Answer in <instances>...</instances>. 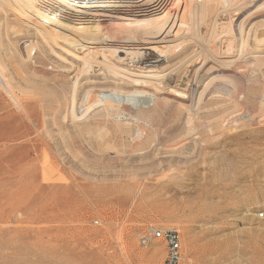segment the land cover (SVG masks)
Masks as SVG:
<instances>
[{
  "label": "rangeland",
  "instance_id": "374dc122",
  "mask_svg": "<svg viewBox=\"0 0 264 264\" xmlns=\"http://www.w3.org/2000/svg\"><path fill=\"white\" fill-rule=\"evenodd\" d=\"M244 1L197 22L181 3L172 19L187 29L173 39L161 37L167 27L120 28L130 42L165 44L160 68L173 75L151 107L78 106L77 119L73 88L78 102L133 90L105 65L80 75L30 20L0 13L23 105L0 86V264H162L163 245L157 257L141 244L150 226L180 233L184 264H264V0ZM24 41L41 45L29 60ZM228 59L238 61L218 63Z\"/></svg>",
  "mask_w": 264,
  "mask_h": 264
},
{
  "label": "bare ground",
  "instance_id": "6f19581e",
  "mask_svg": "<svg viewBox=\"0 0 264 264\" xmlns=\"http://www.w3.org/2000/svg\"><path fill=\"white\" fill-rule=\"evenodd\" d=\"M181 3L182 6L185 5L184 8L188 16L195 22L212 11H215L220 16L223 13L225 15V12L228 13L235 10L243 4L245 5V3L247 4L244 0H0V13H4V11L9 13L16 10L22 17V22L30 20L37 37L41 39L46 47L57 48L62 56L70 57L79 64L77 72L80 75L91 71L96 64L105 65L112 70L117 79L128 82L126 87L133 90L126 96L124 92L123 94L117 90L108 94L103 93L105 91H101L102 93L97 95L95 99V95L93 99L91 97L95 91L90 90L82 101L78 102L77 90L73 88L74 93L71 96L69 105L73 109L74 119H77L80 116H77L76 113L78 106H80V109L86 108L90 110L92 107L110 105L114 101L139 108L151 107L154 104L155 96L150 92L159 90V87L163 84L162 82L167 78H171L174 72V69L164 68L165 70H162L160 68L162 64L169 61L164 50L166 46L160 43L151 45L150 43L130 42L123 39L119 33L121 29L137 26L151 29L167 27L163 32H160L162 34L161 37L173 39L175 35L172 28L187 29V24L179 19H172ZM251 3L249 2V4ZM235 20L237 19L235 18ZM113 22L120 23L123 26L118 27L119 31L107 32L104 27ZM232 22L227 21L226 23H221V25L225 26L229 32H232L234 26ZM194 25L197 26V23H194ZM22 44V52L26 56L24 58L28 60L31 59L32 55L35 56L37 54L41 46L33 41H24ZM227 45L228 47L226 46L227 49L225 50L229 52L230 47L233 45L229 43ZM157 46L164 49H156ZM1 52L0 49V86L15 105L21 109L23 105L16 96L17 94H15L12 84L13 79L11 80V76L8 77L9 75H7L10 73L7 72V67L10 64L8 63L9 65L6 67L4 62L6 58H2ZM228 52L225 51V54ZM4 53L2 52V54ZM238 60L228 59L218 63L220 65L223 64V66H230ZM260 60L259 63L264 64V58ZM92 71L94 72V70ZM178 96L186 98L182 93H179ZM191 102L192 104L194 103L193 100ZM194 107V105L189 106L190 114ZM87 112L85 110L84 114L86 115ZM140 134L139 136H141ZM151 244L149 246L150 253L157 257H162V247L158 243ZM181 264H184L183 260Z\"/></svg>",
  "mask_w": 264,
  "mask_h": 264
},
{
  "label": "built area",
  "instance_id": "2783aa9c",
  "mask_svg": "<svg viewBox=\"0 0 264 264\" xmlns=\"http://www.w3.org/2000/svg\"><path fill=\"white\" fill-rule=\"evenodd\" d=\"M153 242L164 246L165 258L162 264H181L182 240L177 230L150 226L148 234L141 239V244L147 247Z\"/></svg>",
  "mask_w": 264,
  "mask_h": 264
}]
</instances>
